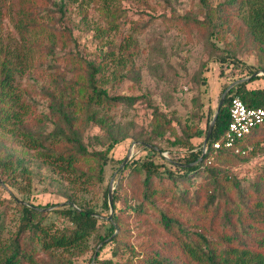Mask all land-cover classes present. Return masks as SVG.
Returning <instances> with one entry per match:
<instances>
[{"label": "trees", "instance_id": "1", "mask_svg": "<svg viewBox=\"0 0 264 264\" xmlns=\"http://www.w3.org/2000/svg\"><path fill=\"white\" fill-rule=\"evenodd\" d=\"M5 1L0 0V5ZM26 1L15 0L17 6L9 12L13 28L24 43L22 53L7 50L0 35V131L7 127L12 137L36 151L49 171L64 176L70 188L69 192H61L62 202L45 205L6 193L4 184L14 185L16 169L23 166L12 150H1L0 136V191L5 193H0V264H32L40 253L46 257L41 264H72L76 257L92 249L91 238H95L94 244L108 238L93 264H264V168L243 184L222 164L245 161L244 154L211 147L228 122L231 96H238L246 106L264 108V86L246 87L247 82L258 77L239 82L229 90L217 112L206 150L201 160L191 166L179 164L194 162L201 153L202 142H191L200 134V115L196 111L183 120L167 118L151 106L152 134L131 137L141 141L147 156L124 167L128 170L120 176L112 194V220H105L107 214L86 203L82 193L102 182L103 168L115 145L124 138L113 136L110 110L119 103L132 104L135 97L109 94L100 76L103 59L96 63L78 57L83 65L77 69L74 81L57 82L55 74H51L53 90L47 94V88L40 89L48 97L47 111L36 112L14 83L26 68V59L32 61L34 48H43L33 40L34 31L42 28L23 7ZM198 1L204 7L202 19L177 14L174 17L184 26L202 28L207 37L234 31L237 40L257 50L256 68L264 70V0H221L213 8L206 0ZM46 28L45 55L54 58L58 30ZM90 125L106 134L105 141L93 136L100 148H91L86 142ZM167 131L173 136L168 143L183 148L184 153L171 157V162H156L153 156L158 152L144 144L156 147L153 140L162 138ZM259 143L264 145V122L238 142L241 148ZM125 184L132 187L129 194L124 191ZM106 192V188L101 192V206L105 209ZM174 205L189 211L183 214ZM48 206L56 207L45 211ZM149 211L152 218H148ZM49 213L60 221L50 220ZM126 218H133L134 229L143 237L137 251L127 241L118 240L127 230L121 227ZM116 227L118 232L112 236ZM105 246H109V256L101 258L99 252ZM92 253L93 249L89 261ZM119 255L126 257L120 261Z\"/></svg>", "mask_w": 264, "mask_h": 264}, {"label": "rangeland", "instance_id": "2", "mask_svg": "<svg viewBox=\"0 0 264 264\" xmlns=\"http://www.w3.org/2000/svg\"><path fill=\"white\" fill-rule=\"evenodd\" d=\"M14 2L6 0L4 5H0V35L7 50L22 53L23 40L9 18L10 10L17 6ZM219 2L221 0H206L211 8ZM23 7L41 24L42 29L34 31L33 40L43 44V48H34L36 53L32 61L26 59V68L15 77L14 83L18 93L23 94L24 100L32 102L36 112L47 111L48 97L40 89L42 86L47 88V94L53 90L51 74H55L57 82L60 79L74 81L77 69L83 65L78 57L96 63H101L103 59L100 76L109 94L135 97L132 104L119 103L110 110L111 132L116 138H124L113 148L103 168L102 182L92 184L82 193L86 203L101 214H107L105 220H112V207L110 210L108 206L107 209L101 206L102 190H107L110 184L113 194L120 176L128 170L124 167L147 156L141 141L131 137L152 134L154 122L151 106L157 107L167 118L180 120L190 112L197 111L201 117V131L198 137L191 139L192 144L197 145L203 140L205 126L214 113L222 90L240 78H247L241 82L250 80L253 72L261 70L256 68L257 50L252 44L237 40L234 31H221L216 37H207L202 28L184 26L178 17H174L177 14L202 19L204 7L198 0H27ZM46 26L58 30L54 58L45 55L44 46L48 44ZM113 75L115 79H111ZM253 77L258 78L247 82V88L264 86L263 75ZM173 127L179 134L176 126ZM6 128L0 131L3 139L1 150H12L23 167L16 169L14 185L4 184L5 192L33 204L62 202L61 192H69L70 188L67 179L49 171L36 151L23 146ZM86 135V142L91 148L101 146L95 143L93 136H98L101 141L106 140L105 132L96 125L87 127ZM172 139L173 136L167 131L162 138L153 140L159 150V157L153 156L156 162H171V157L177 158L184 153L183 148L168 143ZM244 151L245 161L222 165L246 184L264 168V145H248ZM127 154L126 163L118 169ZM199 180L196 179V182ZM164 182L169 184V181ZM0 183L3 184L1 180ZM130 183L134 184V181ZM131 189L130 185H124V191L128 194ZM174 206L183 214H186L185 210L189 211L179 205ZM55 207L44 209L50 211ZM193 208L197 209V206ZM152 215L149 211L148 218H152ZM48 217L56 223L60 221L53 213H49ZM121 227L127 230L120 234L118 240L127 241L137 251L143 237L134 229L133 218H126ZM117 232L116 227L112 236ZM94 240L91 238L89 242L93 252L98 244L99 250L108 238L97 244H94ZM92 249L76 257L72 264H93L94 259L88 260ZM99 256L108 257L109 246H105ZM37 257L32 264H41V260L46 258L43 253ZM125 257L119 255L117 260L122 261Z\"/></svg>", "mask_w": 264, "mask_h": 264}, {"label": "built area", "instance_id": "3", "mask_svg": "<svg viewBox=\"0 0 264 264\" xmlns=\"http://www.w3.org/2000/svg\"><path fill=\"white\" fill-rule=\"evenodd\" d=\"M228 122L220 138L212 142V149L231 150L243 154L244 148L238 144L252 128L264 122V108L246 106L238 96L228 99Z\"/></svg>", "mask_w": 264, "mask_h": 264}, {"label": "water", "instance_id": "4", "mask_svg": "<svg viewBox=\"0 0 264 264\" xmlns=\"http://www.w3.org/2000/svg\"><path fill=\"white\" fill-rule=\"evenodd\" d=\"M257 75H263L264 76V70H257L255 72H253L251 74V77L253 76H257ZM247 78H240L238 80H235L233 82H231L230 84H228L223 90L222 92L220 93L219 97H218V100H217V103H216V107H215V110H214V113L211 117V119L209 120V122L207 123L206 125V129H205V133H204V137H203V140H202V143H201V153L200 155L198 156V158L196 159V161L194 162H191V163H187V164H179L180 166L182 167H186V166H191V165H194L196 162H199L201 160V157L202 155L204 154L205 150H206V145H207V142L209 140V137L211 135V132H212V129H213V125H214V121H215V118H216V115H217V112L220 108V106L222 105L227 93L229 92V90L237 83L243 81V80H246ZM134 142H132L131 145H133ZM146 147L148 148H152L153 150H156L158 153H159V150L153 146V145H150V144H144ZM128 159V154L122 159V161L120 162V165L118 167V169H121L124 164L126 163ZM112 187L111 185L109 184L108 187H107V192H106V198H107V206L108 208L111 210V207H112ZM108 219L110 218V214H108ZM100 244H98V246L94 249V252L92 254V258L91 260H93V258L95 257L96 253H97V250H98V247H99Z\"/></svg>", "mask_w": 264, "mask_h": 264}]
</instances>
